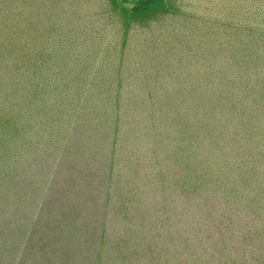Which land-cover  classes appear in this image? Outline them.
<instances>
[{
    "label": "rangeland",
    "instance_id": "374dc122",
    "mask_svg": "<svg viewBox=\"0 0 264 264\" xmlns=\"http://www.w3.org/2000/svg\"><path fill=\"white\" fill-rule=\"evenodd\" d=\"M0 264H264V0H0Z\"/></svg>",
    "mask_w": 264,
    "mask_h": 264
}]
</instances>
